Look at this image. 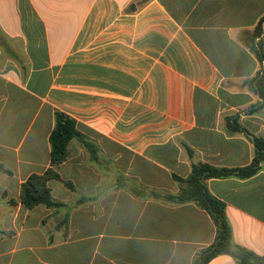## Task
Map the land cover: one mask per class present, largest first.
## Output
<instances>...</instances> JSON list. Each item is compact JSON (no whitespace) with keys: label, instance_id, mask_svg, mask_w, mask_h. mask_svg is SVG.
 I'll return each mask as SVG.
<instances>
[{"label":"crops","instance_id":"obj_1","mask_svg":"<svg viewBox=\"0 0 264 264\" xmlns=\"http://www.w3.org/2000/svg\"><path fill=\"white\" fill-rule=\"evenodd\" d=\"M262 18L264 0H0V164L12 172H0V264H193L216 239L212 218L155 194H177L173 176L193 163H253L244 132L264 139V65L250 49ZM28 107L34 137L14 146ZM57 111L99 160L74 142L56 171L76 192L49 184L67 207L27 209L21 186L51 168ZM114 166L131 182L118 185ZM206 185L234 242L263 256L264 162Z\"/></svg>","mask_w":264,"mask_h":264},{"label":"trees","instance_id":"obj_2","mask_svg":"<svg viewBox=\"0 0 264 264\" xmlns=\"http://www.w3.org/2000/svg\"><path fill=\"white\" fill-rule=\"evenodd\" d=\"M264 18L255 28L251 42V52L264 65ZM259 40V41H257ZM263 76L257 82V89L260 91L264 99V70ZM234 131H241L242 128H233ZM248 137H251L256 155L253 163L245 168H221L210 165L208 163H193L192 171L188 178L184 179L176 175L174 180L179 185L177 194L159 195L156 197L163 198L165 201L184 205L193 203L200 209L206 211L216 227V239L208 248L200 250L193 261V264H208L213 259L219 256H230L238 264H264V255L260 256L247 248L237 245L233 240V231L227 216V206L220 199L216 198L208 189L206 181L212 179H226L230 177H238L240 179H250L260 171V167L264 162V139L253 137L248 132H244ZM51 146V168L44 174H34L21 186L20 201L27 209H34L39 206H44L48 209L55 210L67 207L65 204L56 201L50 188L51 181H58L72 192H76V187L71 181H65L56 168L63 165L71 156L72 144H80L90 155L93 162L99 160V147L91 141L84 133L78 129V124L75 119L63 112L55 113V127L49 138ZM192 157L193 152L187 149ZM0 172L12 174L11 171L0 164ZM125 179L120 177L118 185L124 184ZM13 203V202H11ZM68 220H64L59 224V228L67 227Z\"/></svg>","mask_w":264,"mask_h":264},{"label":"rangeland","instance_id":"obj_3","mask_svg":"<svg viewBox=\"0 0 264 264\" xmlns=\"http://www.w3.org/2000/svg\"><path fill=\"white\" fill-rule=\"evenodd\" d=\"M2 93H3L2 92V88L0 86V95H2ZM4 95H6V94H4ZM24 111H25V118H24V120L22 121V123L19 126V132L16 135V141L14 140V144H13L14 146H18L19 143L23 140L24 142H26L25 147H27L29 145V143L31 142V140L33 139V137H34V133H35L36 129L33 132L29 133L28 127L30 125L29 120L34 115L35 108L28 107ZM88 155H89V153H88ZM89 157H90V155H89ZM100 167H104V165L100 164ZM119 169H120L119 167L116 168V166H114L113 170H112V173L115 174L117 177L125 175V172L120 171ZM63 171L65 172V169L61 171L62 175H65ZM127 180H129V179H127ZM127 180L125 179L124 183H129V181L131 182V180H129V181H127ZM7 182H15V181L12 178H10V179L7 180ZM107 184H108V182H107ZM53 188H54V191H56L57 195H58L57 189L61 190L62 192H65V194L67 192L66 190H68L66 187H64L59 182L53 183ZM32 220H35V216L34 215L32 217Z\"/></svg>","mask_w":264,"mask_h":264},{"label":"built area","instance_id":"obj_4","mask_svg":"<svg viewBox=\"0 0 264 264\" xmlns=\"http://www.w3.org/2000/svg\"><path fill=\"white\" fill-rule=\"evenodd\" d=\"M257 41H259V40H257Z\"/></svg>","mask_w":264,"mask_h":264}]
</instances>
